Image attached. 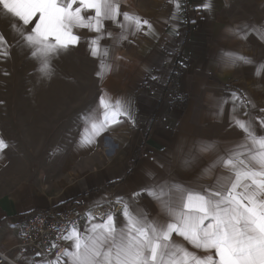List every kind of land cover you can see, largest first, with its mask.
Segmentation results:
<instances>
[{
    "label": "crops",
    "instance_id": "obj_1",
    "mask_svg": "<svg viewBox=\"0 0 264 264\" xmlns=\"http://www.w3.org/2000/svg\"><path fill=\"white\" fill-rule=\"evenodd\" d=\"M113 2L118 5L117 22L102 20L99 32L74 28L79 42L73 46L80 57L94 64L96 123L104 111L99 108L102 96L113 104L116 99L130 101L134 122L121 116L119 123L93 135L102 145L96 146L97 151L89 147L95 152L91 162L79 169L67 166L53 191L20 182L17 176L3 178L0 152V252L8 253L14 264H52L58 256L62 264H68L61 255L72 248V242L63 238L67 232L54 247L57 252L47 258L13 249L30 214L51 207L79 209L76 228L84 234L89 213L96 218L93 223L113 213L117 225H122V203L139 193L134 203L152 219L160 215V208L144 190L166 181H197L217 154L243 139L234 124L236 118L251 121L255 133L264 136V68L257 74V66L264 65V0H179L178 11L172 0ZM205 3L210 8L201 7ZM124 13L148 21L151 27L121 28L126 23ZM82 15L87 19L95 13L84 10ZM228 53L252 63L237 61ZM206 145L214 147L202 151ZM76 150L87 153V149ZM189 157L195 160L186 167ZM198 182L213 180L205 177ZM173 238L198 252L181 237L173 234Z\"/></svg>",
    "mask_w": 264,
    "mask_h": 264
},
{
    "label": "snow or ice",
    "instance_id": "obj_2",
    "mask_svg": "<svg viewBox=\"0 0 264 264\" xmlns=\"http://www.w3.org/2000/svg\"><path fill=\"white\" fill-rule=\"evenodd\" d=\"M172 2L178 11L179 0ZM0 6L24 26H31L24 38L34 48L33 57H40V71L45 74L50 70L51 57L79 42L74 28L99 32L102 20L117 22L119 14L113 0H0ZM201 7L207 9L210 4ZM84 10H92L95 15L85 19ZM123 17L126 23L121 28L129 24H134L137 31L142 25L151 27L148 21L128 13ZM99 38L91 43L96 44ZM91 51L94 57L98 55L97 48ZM226 55L252 63L247 57ZM260 68L264 65L257 66V74ZM99 108L104 111L100 122L91 124L94 134L119 123L121 116L134 122L130 101L116 99L113 104L102 96ZM234 124L243 133V139L217 154L197 181H166L144 190L158 203L157 217L149 219L134 203L139 193H133V200L122 203V225H117L113 213L103 215L98 223L91 222L96 218L89 213L90 223L84 234L70 227L63 238L72 242V248L61 254L68 264H264V136L255 133L251 121L236 118ZM5 147L0 139V151ZM213 147L206 145L201 150ZM194 160L195 157H189L185 166L190 167ZM217 169L222 171L217 173ZM205 177L212 178L213 183L198 182ZM173 234L203 255L190 251ZM52 264H62L61 257Z\"/></svg>",
    "mask_w": 264,
    "mask_h": 264
},
{
    "label": "rangeland",
    "instance_id": "obj_3",
    "mask_svg": "<svg viewBox=\"0 0 264 264\" xmlns=\"http://www.w3.org/2000/svg\"><path fill=\"white\" fill-rule=\"evenodd\" d=\"M28 32L0 6V139L7 145L0 151L2 177L17 176L53 191L67 166L88 165L95 153L89 147L97 151L102 145L91 127L97 104L94 64L69 45L42 73L40 57H33L24 38Z\"/></svg>",
    "mask_w": 264,
    "mask_h": 264
},
{
    "label": "built area",
    "instance_id": "obj_4",
    "mask_svg": "<svg viewBox=\"0 0 264 264\" xmlns=\"http://www.w3.org/2000/svg\"><path fill=\"white\" fill-rule=\"evenodd\" d=\"M81 211L59 210L53 207L34 212L24 219L19 229V242L13 247L20 254L34 251L43 257L56 253L53 245L60 242L70 227L79 224ZM14 264L6 252H0V264Z\"/></svg>",
    "mask_w": 264,
    "mask_h": 264
}]
</instances>
